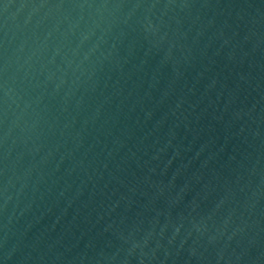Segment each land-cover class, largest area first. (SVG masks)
Instances as JSON below:
<instances>
[{
	"label": "water",
	"instance_id": "water-1",
	"mask_svg": "<svg viewBox=\"0 0 264 264\" xmlns=\"http://www.w3.org/2000/svg\"><path fill=\"white\" fill-rule=\"evenodd\" d=\"M0 264H264V0H0Z\"/></svg>",
	"mask_w": 264,
	"mask_h": 264
}]
</instances>
